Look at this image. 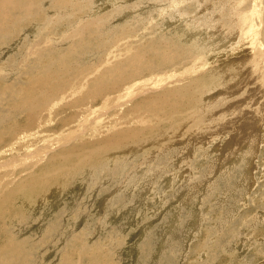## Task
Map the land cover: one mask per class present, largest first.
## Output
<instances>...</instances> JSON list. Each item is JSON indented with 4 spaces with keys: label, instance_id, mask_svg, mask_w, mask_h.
Listing matches in <instances>:
<instances>
[{
    "label": "rangeland",
    "instance_id": "obj_1",
    "mask_svg": "<svg viewBox=\"0 0 264 264\" xmlns=\"http://www.w3.org/2000/svg\"><path fill=\"white\" fill-rule=\"evenodd\" d=\"M12 1L15 7L11 0L0 3V17L12 14L0 18V66L6 68L0 69V117L15 110L22 86L47 77L53 86L66 70L64 81H73V86L65 84L69 91L62 89L44 102L62 100L65 94L76 98L69 103L85 102L87 109L77 123L84 127L95 117L103 132L112 120L104 133L112 140L65 161L56 156L66 143L52 149L57 155L49 149L45 157L31 155L9 164L17 165L16 177L29 171L36 175L35 170L41 176L20 184H12L11 177L0 188V244H5L0 245V264H264V0ZM137 58L150 67H139ZM124 95L129 98L117 105ZM104 96L112 98L110 106L103 105ZM35 103L22 115L37 110ZM75 123L48 144L67 142L70 138L64 135L71 132L72 146L86 140L97 124L81 133ZM18 238L25 243L20 245Z\"/></svg>",
    "mask_w": 264,
    "mask_h": 264
},
{
    "label": "bare ground",
    "instance_id": "obj_2",
    "mask_svg": "<svg viewBox=\"0 0 264 264\" xmlns=\"http://www.w3.org/2000/svg\"><path fill=\"white\" fill-rule=\"evenodd\" d=\"M6 1H8V0H6ZM6 1H3V3L2 2H0V3H2V5L5 3L6 4ZM15 1V0H14ZM18 1V0H17ZM37 1V0H36ZM35 1V2H36ZM41 1H43V0H41ZM52 1V0H51ZM58 1V0H57ZM66 1V0H65ZM71 1V0H70ZM70 1H68V2H70ZM13 1L11 0V3H12ZM18 2H20V1H18ZM54 2V1H53ZM61 2V1H60ZM242 2V1H241ZM8 3V2H7ZM10 3V4H11ZM16 3V2H15ZM30 3V2H29ZM32 3V2H31ZM41 3V2H40ZM51 3V2H50ZM66 3H67V1H66ZM108 3V2H107ZM246 3V2H245ZM256 3H257V1H256ZM259 3V2H258ZM20 4H22V3H20ZM33 4V6H34V3H32ZM36 4V3H35ZM43 4V3H42ZM54 4V3H53ZM69 4H71V3H69ZM9 4H7V6H8ZM13 7H15L16 5L14 4V2H13ZM36 5H38V4H36ZM64 5V4H63ZM62 5V6H63ZM67 5V4H66ZM66 5H64V6H66ZM73 5V4H72ZM4 6H6V5H4ZM31 6V5H30ZM77 6V5H76ZM78 6H79V4H78ZM12 7V6H11ZM68 7V6H67ZM66 7V8H67ZM72 7V6H71ZM6 8V7H5ZM22 8H23V6H22ZM34 8H35V10H36V8H38V7H35L34 6ZM34 8H32V9H34ZM49 8V7H48ZM48 8H47V10H48ZM50 8H52V7H50ZM49 8V9H50ZM55 8L56 7H54V10H55ZM59 7H57V9H58ZM65 8V7H64ZM145 8V7H144ZM143 8V9H144ZM7 9V8H6ZM16 9V8H15ZM39 9V8H38ZM70 9V8H69ZM220 9V8H219ZM1 10V9H0ZM10 10V9H9ZM24 10V9H23ZM51 10V9H50ZM61 10V9H60ZM75 10V9H74ZM7 11V10H6ZM11 11H13V10H11ZM29 11V10H28ZM27 11V12H28ZM37 11H39V10H37ZM41 11V10H40ZM39 11V12H40ZM66 11V10H65ZM82 11V10H81ZM15 12V11H14ZM30 13H31V11H29ZM33 12V11H32ZM34 12H36V11H34ZM2 13V12H1ZM8 13V12H7ZM29 13V14H30ZM86 13V12H85ZM9 14H10V11H9ZM7 14L8 16H10V15H12V14ZM7 15H4V14H2V16L0 17V18H5L6 19V16ZM83 15V14H82ZM182 15V14H181ZM250 15V14H249ZM5 16V17H4ZM30 16V15H29ZM34 16H35V14H34ZM42 16H44V15H41V17ZM81 16V15H80ZM261 16V15H260ZM20 17V16H19ZM19 17H17L16 18V20H18V18ZM32 17V16H31ZM46 17V16H45ZM10 19H11V17H9ZM21 18V17H20ZM37 18V17H36ZM260 18V17H259ZM3 19H2V21H3ZM33 19H35V18H33ZM31 20V19H30ZM37 20V19H36ZM92 20H94V19H92ZM262 20V19H261ZM13 21V20H12ZM45 21V20H44ZM51 21V20H50ZM8 22V21H7ZM39 22H41V21H39ZM90 22H91V20L89 21V24H90ZM0 23H1V21H0ZM3 23V22H2ZM2 23H1V25H2ZM11 23V22H10ZM30 23V22H29ZM34 23H35V20H34ZM43 23V22H42ZM261 22H259V24H260ZM47 24V23H46ZM93 24V23H92ZM262 24V23H261ZM14 25V24H13ZM17 25H20V24H17ZM31 25V24H30ZM52 25V24H51ZM50 25V26H51ZM87 25V27L88 26H90V25H88V24H86L85 23V25H84V27ZM96 25H98V24H96ZM258 25V24H257ZM34 26V25H33ZM39 26H41V25H39ZM49 25H48V27H50ZM93 26H95V24L93 25ZM261 26V25H260ZM14 27V26H13ZM16 27V26H15ZM22 27V26H21ZM42 27L43 26H41V29H42ZM78 27V26H77ZM92 27V26H91ZM2 28V27H1ZM18 28H19V26H18ZM27 28V27H26ZM40 28V27H39ZM51 28V27H50ZM96 28V27H95ZM94 28V29H95ZM99 28V27H98ZM29 29V28H28ZM49 29V28H48ZM57 29V28H56ZM79 29V28H78ZM78 29H76V30H78ZM19 30V29H18ZM95 30H97V29H95ZM0 31H1V29H0ZM43 31V30H42ZM47 31V30H46ZM84 31V30H83ZM101 31V30H100ZM17 32V31H16ZM25 32V31H24ZM34 32V31H33ZM76 32H80V31H76ZM126 32H128V31H126ZM4 33V32H3ZM19 33V32H18ZM31 33V32H30ZM35 33V32H34ZM75 33V32H74ZM90 33V32H89ZM98 33V32H97ZM102 33V32H101ZM263 33V32H262ZM16 34V33H15ZM14 34V35H15ZM36 34V33H35ZM76 34V33H75ZM119 35H120V33H118ZM211 34H213V33H211ZM23 35V34H22ZM47 35V34H46ZM77 35H78V33H77ZM81 35H82V31H81ZM81 35H80V37H81ZM84 35V34H83ZM210 35V34H209ZM15 36H18V34L17 35H15ZM52 36H54V35H52ZM121 36V35H120ZM264 36V35H263ZM49 37V36H48ZM79 37V36H78ZM77 37V38H78ZM260 37V36H259ZM49 38H51V37H49ZM48 38V39H49ZM55 38V37H54ZM68 38V37H67ZM83 38V37H82ZM117 38V37H116ZM116 38H115V41H116ZM47 39V40H48ZM52 39V38H51ZM51 39H49V40H51ZM65 38H62V40H64ZM76 39V38H75ZM118 39V38H117ZM121 39V38H120ZM247 39V38H246ZM37 40H39V39H37ZM46 40V39H45ZM53 40V39H52ZM51 40V41H52ZM58 40L59 41H61L59 38H58ZM82 40V39H81ZM90 40V39H89ZM249 40V39H248ZM34 41H36V40H34ZM51 41H45V42H47L46 44H48L49 42H51ZM56 41H57V38H56ZM56 41H54V42H56ZM69 41V40H68ZM68 41H66V42H68ZM96 41V40H95ZM98 41V40H97ZM96 41V42H97ZM104 41V40H103ZM106 41V40H105ZM105 41H104V44H106L105 43ZM110 41V40H109ZM117 41H119V40H117ZM123 41V40H122ZM149 41V40H148ZM53 42V41H52ZM70 42V41H69ZM130 42V41H129ZM147 42V41H146ZM35 43H40L39 41L38 42H35ZM42 43V42H41ZM132 43V42H131ZM148 43V42H147ZM257 43V42H256ZM54 44H56V43H54ZM65 44V43H64ZM67 45L69 44V43H66ZM70 44H71V42H70ZM103 44V45H104ZM126 44V43H125ZM124 44V49H125V45ZM129 44L130 43H128V46H129ZM31 45V44H30ZM30 45H29V47H30ZM33 45H34V42H33ZM32 45V47L33 48H35L34 46H37V44H35L34 46ZM43 45H45V44H43ZM50 45H51V43H50ZM161 45V44H160ZM163 45V44H162ZM212 45V44H211ZM257 45V44H256ZM262 45V44H261ZM48 46V45H47ZM52 46H53V43H52ZM62 46V45H61ZM65 46V45H64ZM63 46V47H64ZM70 46V45H69ZM68 46V47H69ZM72 46V48H73V44L71 45ZM105 46V45H104ZM148 46H149V44H148ZM260 46V45H259ZM39 47H41V45L39 46ZM43 48H44V46H42ZM123 47H121V48H123ZM177 47V46H176ZM1 48V47H0ZM31 48V47H30ZM29 48V49H30ZM38 48V47H37ZM71 48V49H72ZM107 48V47H106ZM105 48V49H106ZM130 48V47H129ZM128 48V49H129ZM134 48V47H133ZM262 48H263V46H262ZM29 49H28V51H29ZM70 49V48H69ZM74 49H76V48H74ZM109 49V48H108ZM155 48H153V50H154ZM26 50V49H25ZM37 50V49H36ZM39 50V49H38ZM46 50V49H45ZM131 50H132V47H131ZM135 50V49H134ZM142 51H143V47H142V49H141ZM165 50V49H164ZM168 50V49H167ZM262 50V49H261ZM22 51V50H21ZM23 51H24V49H23ZM27 51V50H26ZM32 50H30V52H31ZM40 51V50H39ZM38 51V52H39ZM41 51H42V49H41ZM73 51V50H72ZM109 51H110V49H109ZM112 51V50H111ZM121 50H119V52H120ZM140 51V50H139ZM145 51V50H144ZM147 51V50H146ZM37 52V51H36ZM37 52V54H40V53H38ZM43 52H45V51H43ZM66 52V51H65ZM64 52V53H65ZM73 52H75V51H73ZM107 52V51H106ZM125 52V51H124ZM123 51H122V53H124ZM26 53V52H25ZM42 53V52H41ZM54 53V52H53ZM63 53V54H64ZM109 53V56H110V54H115V53H110V52H108ZM144 53V52H143ZM157 53V52H156ZM236 53V52H235ZM35 53H33V55H34ZM36 54V55H37ZM48 54V53H47ZM47 54H46V56H47ZM62 54V53H61ZM62 54V55H63ZM66 54V53H65ZM67 54H69V53H67ZM173 54V53H172ZM31 55V54H30ZM35 55V56H36ZM42 55H44V54H42ZM91 55V54H90ZM130 55V54H129ZM144 55V54H143ZM168 55V54H167ZM170 55V54H169ZM25 56H27V54L25 55ZM41 55H39V57H40ZM51 56V55H50ZM149 56V55H148ZM178 56V55H177ZM33 57V56H32ZM48 57V56H47ZM118 57V56H117ZM133 57H135V56H133ZM28 58H29V55H28ZM49 58V57H48ZM51 58V57H50ZM91 58V57H90ZM119 58H120V55H119ZM122 58V57H121ZM130 58V57H129ZM144 58V57H143ZM157 58V57H156ZM12 59H14V58H12ZM11 59V60H12ZM35 59V58H34ZM40 59H41V57H40ZM45 59V58H44ZM52 59V58H51ZM61 60H62V58H60ZM69 59V58H68ZM67 59V60H68ZM102 59V58H101ZM150 59V58H149ZM159 59V58H158ZM30 60H32V59H30ZM29 60V61H30ZM50 60V59H49ZM64 60V59H63ZM72 60V59H71ZM107 60H109V59H107ZM119 60V59H118ZM140 58H137L136 59V63H138V66L139 67H143V68H149L150 67V64L147 62V63H140ZM142 60V59H141ZM144 60V59H143ZM151 60H153V59H151ZM160 60V59H159ZM174 60V59H173ZM26 61H27V59H26ZM25 61V63H27ZM28 61V62H29ZM45 61V60H44ZM53 61V60H52ZM76 61V60H75ZM81 61H83L82 59H81ZM98 61V60H97ZM96 61V62H97ZM104 61H106V60H104ZM121 61V60H120ZM127 61V60H126ZM145 61V60H144ZM149 61V60H148ZM168 61H169V59H168ZM220 61V60H219ZM2 62V61H1ZM11 62V64H12V61H10ZM16 61H14V63H15ZM34 62H35V60H34ZM49 62V61H48ZM69 62L70 63H72L70 60H69ZM79 62V61H78ZM84 62H85V60H84ZM102 62V61H101ZM129 62V61H128ZM131 62V61H130ZM150 62V61H149ZM154 62V61H153ZM156 62V61H155ZM7 63H8V61H7ZM37 64H38V62H36ZM43 63V62H42ZM46 63V62H45ZM51 63V62H50ZM62 63H63V61H62ZM65 63V62H64ZM105 63H107V62H105ZM116 63V62H115ZM121 63V62H120ZM3 63H1V65H2ZM15 64H18V63H15ZM15 64H14V66H15ZM34 64V63H33ZM40 64V63H39ZM61 64V61H60V63H59V65ZM93 64H94V62H93ZM126 64H127V62H126ZM132 63H130L129 65H131ZM152 64V63H151ZM157 63H155V65H156ZM203 64V63H202ZM232 64V63H231ZM247 64V63H246ZM5 65V64H4ZM8 65V64H7ZM13 65V64H12ZM54 65V64H53ZM73 65H75V63L73 64ZM78 65H80L79 63H78ZM103 65V64H102ZM116 65H117V63H116ZM122 65V64H121ZM120 65V66H121ZM128 65V67H130ZM164 65V64H163ZM218 65V64H217ZM236 65V64H235ZM19 66H21V65H19ZM32 66H35V65H32ZM49 67H52V66H50V65H48ZM62 66V65H61ZM66 66V65H65ZM75 66H77V65H75ZM90 66V65H89ZM89 66H87V68L89 67ZM105 65H103L102 67H104ZM110 66V65H109ZM111 66H113L112 64H111ZM110 66V67H111ZM125 66V65H124ZM153 66V65H152ZM151 66V67H152ZM3 67V66H2ZM1 66H0V69H3ZM5 67H6V65H5ZM9 67V66H8ZM13 67V66H12ZM29 67V66H28ZM40 67H42V65L40 66ZM39 67V68H40ZM53 67H55V66H53ZM53 67L51 68V69H53ZM57 67V66H56ZM82 67H83V64H82ZM100 67V66H99ZM212 67V66H211ZM239 67V66H238ZM10 68V67H9ZM15 68V67H14ZM18 68V67H17ZM21 68V67H20ZM39 68L37 67V72H39ZM58 68V67H57ZM66 68V67H65ZM70 68V67H69ZM75 68V67H74ZM79 68V67H78ZM80 68H81V65H80ZM95 68V67H94ZM115 68V67H114ZM117 68V67H116ZM119 69L121 68V67H118ZM118 68H117V70H118ZM124 68H126V67H124ZM132 68V67H131ZM12 69V68H11ZM16 69V68H15ZM66 69H68V68H66ZM73 69V68H72ZM89 69H91V71H92V68H89ZM100 69H101V67H100ZM105 69V68H104ZM111 69V71H112V68H110ZM130 69V68H129ZM128 69V70H129ZM213 69V68H212ZM241 69V68H240ZM4 70V69H3ZM5 70H6V68H5ZM5 70L4 71H2V72H5ZM7 70H8V68H7ZM13 70V69H12ZM34 70V69H33ZM42 70V69H41ZM65 70V69H64ZM86 70V69H85ZM88 70V69H87ZM116 70V69H115ZM114 70V71H115ZM121 70H122V68L120 69V72H121ZM124 70V69H123ZM136 70H138V71H141V70H139V68L137 67V69ZM147 70H149V69H147ZM155 70V69H154ZM208 70V69H207ZM211 70V69H210ZM13 71H15V70H13ZM19 71V70H18ZM63 71V70H62ZM70 71V70H69ZM74 71V70H73ZM77 71V70H76ZM76 71H74V72H76ZM79 71H80V69H79ZM78 71V72H79ZM105 71V70H104ZM130 71V70H129ZM132 71H133V68H132ZM150 71L152 72V69H150ZM205 71V70H204ZM216 71V70H215ZM225 71V70H224ZM7 72H10V71H7ZM7 72L5 73L6 75H7V77H8V74H7ZM24 72H25V70H24ZM27 72V71H26ZM31 73L33 72L32 71V69H31V71H30ZM29 72V73H30ZM34 72H36V71H34ZM33 72V73H34ZM43 72H45V71H43ZM65 72H67L66 70H65ZM65 72H64V75H65ZM85 72V71H84ZM95 72V70L93 71V73ZM106 72V71H105ZM104 72V73H105ZM123 72V71H122ZM125 72H127V71H125ZM124 72V73H125ZM135 71H133V73H134ZM144 72V71H143ZM147 72V71H146ZM149 72V71H148ZM29 73H28V75H29ZM31 73H30V75H31ZM62 73V75H63V72H61ZM60 72H59V74H61ZM83 73V72H82ZM103 73V72H102ZM112 73H113V71H112ZM115 73V72H114ZM136 73V72H135ZM141 73V72H140ZM145 73V72H144ZM173 73V72H172ZM200 73V72H199ZM1 75H3L2 73H0ZM12 74V73H11ZM15 74H17L16 73V71H15ZM15 74H14V76H15ZM36 74V73H35ZM45 74H47V73H45ZM75 74H77V72L75 73ZM106 74V73H105ZM107 74H108V72H107ZM107 74H106V77H107ZM116 74V73H115ZM126 74H128V73H126ZM137 74V73H136ZM149 74V73H148ZM154 74L156 75V76H158L155 72H154ZM248 74H250V73H248ZM10 75V74H9ZM32 75H34V74H32ZM31 75V76H32ZM42 75H44V73H42ZM41 75V77L43 78V76ZM61 76V78L60 79H58V83H53L54 85L53 86H50V84H51V82L49 83L48 81H46V79H48L49 77H47V78H43L42 80H39L38 82H36L37 80H35V81H33V83L32 84H27L26 86L24 85V86H22L21 87V84L20 83H18V84H20L19 86L21 87V89L19 90V86L17 87L18 88V90H19V95H17V100L14 102V104H16L15 105V110L11 113V114H9L8 112H2L3 113V117H0V158H3V160L2 161H0V188L2 187V186H4V185H6V182H8L9 180H10V178L11 177H13V179H11L10 180V182L13 184V183H15V184H20V183H25V182H30V180H32L33 181V179H36V177L35 176H41V175H39V173H41V172H38V171H34L33 172V174H36V175H31V174H28L29 172H25V174H23V175H21L20 177H16V169H17V165L16 166H13V165H15L16 164V162H19V160L21 159V158H25L26 159V157H29V156H37V157H41V156H44L45 157V155L46 154H48L47 153V150H49L48 152H53V154H56L52 149H54L55 147H58V149H59V147L60 146H62L63 144H68V146H65V148L60 152V153H58V155L56 156L57 157V159H64V161H65V159H68L69 157H73L75 154H77L78 155V153H81V152H83V151H85V149H87V148H89V146H90V149H87V151L88 150H91V152H92V149H96L95 147H100V146H103V145H107V144H109V143H111L110 142V140H112L111 139V137L110 138H107V139H105L106 137L104 136V133H105V131H106V129L107 128H109L108 126L110 125V123H111V121L112 120H109V124H107L108 126H107V128L102 132L101 131V129H104V128H102L103 127V125H101V126H98V122H97V120H95L94 118L93 119H90L89 121H87V126H86V124H85V126L84 127H81V123H77V122H80V120H82V118H83V115H84V112H85V110L87 109V107H86V104H85V102H83V103H79V104H76L75 102H72V103H69L68 101H70V100H75V99H73L74 97L72 96V98H66V94L64 95V99H62V100H59V101H56V102H54L53 101V103H45L44 102V100L46 99V98H50V97H53V99H54V97L63 89V92L65 91V90H70V89H64V88H66V87H64V86H66L65 84H67V86H73V81H66L67 83H65V79H64V77L65 76H67V75H65V76ZM79 75H82V74H79ZM104 75V74H103ZM111 75V74H110ZM109 75V76H110ZM150 75V74H149ZM160 75V74H159ZM192 75V74H191ZM251 75V74H250ZM36 77H37V75H35ZM84 76H86V75H84ZM95 76V75H94ZM100 76V75H99ZM99 76H97V77H99ZM125 76H127V75H125ZM147 76V75H146ZM152 76V75H151ZM155 76V77H156ZM180 76V75H179ZM187 76V75H186ZM193 76V75H192ZM247 76V75H246ZM3 77V76H2ZM5 77V76H4ZM38 77H39V75H38ZM40 77V78H41ZM53 77V76H52ZM80 77H82V76H80ZM79 77V78H80ZM101 77V76H100ZM111 77V76H110ZM141 77V76H140ZM154 77V76H153ZM161 77V76H160ZM164 77V76H163ZM6 78V77H5ZM10 78V77H9ZM9 78H7V79H9ZM16 77H14V79H15ZM32 78H34L33 76H32ZM94 78V77H93ZM96 78V77H95ZM131 78H133V77H131ZM147 78H150V76H148ZM152 78V77H151ZM150 78V79H151ZM165 78V77H164ZM196 78V77H195ZM11 79H12V77H11ZM17 79H18V77H17ZM16 79V80H17ZM35 79V78H34ZM81 79V78H80ZM85 79V78H84ZM90 79H92V78H90ZM98 79H100V78H98ZM107 79H108V77H107ZM112 79V78H111ZM119 79V78H118ZM117 79V80H118ZM124 79L125 78H123L122 80L124 81ZM135 79V78H134ZM133 79V80H134ZM136 79H138V78H136ZM145 79V78H144ZM156 79V78H155ZM191 79V78H190ZM49 81H51V78H49L48 79ZM55 80V77H53V81ZM86 80V79H85ZM93 80V79H92ZM116 80V82H119V81H117ZM126 80V79H125ZM139 80H140V78H139ZM158 80V79H157ZM161 80H162V78H161ZM1 81H4V80H1ZM9 81V80H8ZM81 81H83L82 79H81ZM89 81V80H88ZM88 81H85V84L88 82ZM97 81V80H96ZM98 81H100V80H98ZM122 81V82H123ZM138 81V80H137ZM141 81V80H140ZM143 81V80H142ZM149 81V80H148ZM154 81V80H153ZM164 81V80H163ZM6 82V81H5ZM17 82H19V81H17ZM102 82V81H101ZM104 82H106V81H104ZM104 82H102L103 84H104ZM110 82H111V80H110ZM121 82V81H120ZM126 82V81H125ZM129 82V81H128ZM136 82V81H135ZM155 82V81H154ZM157 82H159V80L157 81ZM12 82H10V83H8V84H11ZM90 83V82H89ZM109 83V82H108ZM111 83H113V81L111 82ZM131 83V82H130ZM129 83V84H130ZM133 83H134V81H133ZM14 84V83H13ZM77 84V83H76ZM84 84V83H83ZM118 84V83H117ZM120 84V83H119ZM152 84H155V83H150V85H152ZM166 84H168V83H166ZM171 84V83H170ZM227 84V83H226ZM230 84H232V83H230ZM1 85V84H0ZM12 85V84H11ZM100 85V84H99ZM123 85V84H122ZM131 85V84H130ZM129 85V86H130ZM139 85V84H138ZM149 85V84H148ZM160 85V84H159ZM163 85H165V83L163 84ZM2 86V85H1ZM0 86V87H1ZM9 86V85H8ZM85 86H87V85H85ZM102 86H104V85H102ZM101 86V87H102ZM108 86V85H107ZM116 86V85H115ZM125 86V85H124ZM9 87H11V86H9ZM79 86H77V87H72L73 88V90L75 91V90H79V88H78ZM88 87H89V85H88ZM101 87H100V89H101ZM105 87V86H104ZM103 87V89H105ZM132 88L134 87V85H132L131 86ZM136 87H138V86H136ZM150 87V86H149ZM159 87V86H158ZM231 87V86H230ZM234 87V86H233ZM2 88V87H1ZM16 88V87H15ZM91 88V87H90ZM93 88V87H92ZM122 88V87H121ZM142 88H143V86H142ZM142 88L140 89V90H142ZM144 88H145V86H144ZM168 88V87H167ZM12 89V88H11ZM108 89H109V86H108ZM117 89V88H116ZM123 89V88H122ZM129 89V88H128ZM131 89V88H130ZM134 89V88H133ZM165 89V88H164ZM179 89V88H178ZM192 89V88H191ZM4 91H5V89H3ZM94 90V89H93ZM99 90V89H98ZM97 90V91H98ZM102 90V89H101ZM106 90H107V88H106ZM111 90V89H110ZM147 90H150V88H148ZM161 90H163V89H161ZM166 90V89H165ZM11 91V90H10ZM82 90H80V92H81ZM100 91V90H99ZM118 91H120V90H118ZM145 91V90H144ZM167 91V90H166ZM174 91H176V90H174ZM12 92V91H11ZM66 92V91H65ZM79 92V93H80ZM95 92V91H94ZM105 92V90L103 91V93ZM113 93L114 94V92H112V91H109V93ZM121 92V91H120ZM136 92V91H135ZM137 92H139V91H137ZM143 92V91H142ZM146 92V91H145ZM150 92V91H149ZM168 92V91H167ZM4 93V92H3ZM7 93V92H6ZM69 93V92H68ZM76 93V92H75ZM78 93V94H79ZM81 93H83V91L81 92ZM80 93V94H81ZM106 93V92H105ZM108 93V92H107ZM106 93V94H107ZM124 93V92H123ZM132 93V92H131ZM151 93V92H150ZM155 93V92H154ZM162 93H166V92H162ZM8 94H10V92H8ZM13 94V93H12ZM98 94H101V93H98ZM116 94V93H115ZM127 94V93H126ZM137 94V93H136ZM140 94V92L138 93V95ZM176 94V93H175ZM15 95V94H14ZM61 95V94H60ZM63 95V94H62ZM77 95V94H76ZM94 95H95V93H94ZM108 95V94H107ZM111 95V94H110ZM135 95V94H134ZM138 95H136V97L138 96ZM151 95V94H150ZM154 95V94H153ZM157 95V94H156ZM164 95V94H163ZM176 95H178V94H176ZM23 97V98H18V97ZM68 96V95H67ZM70 96V97H71ZM79 96V95H78ZM88 96V95H87ZM91 96V95H90ZM96 96V95H95ZM102 96V95H101ZM114 96V95H113ZM143 96H148V95H143ZM160 96V95H159ZM158 96V97H159ZM11 97V96H10ZM69 97V96H68ZM99 97V96H98ZM103 97V96H102ZM105 97V96H104ZM135 96H134V98L133 99H135L136 98ZM149 97V96H148ZM154 97H155V95H154ZM169 97V96H168ZM12 98V97H11ZM96 98V97H95ZM126 98H129V95H124V96H122V99L123 100H120V101H118L117 102V105H123L124 104V101H125V99ZM138 98V97H137ZM143 97H141V99H142ZM170 98V97H169ZM172 98H173V96H172ZM171 98V99H172ZM56 99V98H55ZM81 99V98H80ZM144 99V98H143ZM150 99H151V97H150ZM153 99V98H152ZM168 99V98H167ZM2 100V99H1ZM78 100H79V98H78ZM83 100V99H82ZM88 100H91V98L89 97V99H86V103H87V101ZM103 100H104V106H110L111 105V102H112V98L110 97V96H107V97H105V99L103 98ZM103 100H102V102H103ZM146 100V99H145ZM159 100V99H158ZM3 101V100H2ZM1 101V102H2ZM5 101H7V100H5ZM37 102V104L35 105V106H40V107H38L37 108V110H35V109H33L32 111H28V113H26V114H24V115H22V113H24V111L27 109V107H29V106H31L32 104H33V102ZM41 101H43V102H41ZM80 101V100H79ZM79 101H77V102H79ZM92 101V100H91ZM99 101V100H98ZM170 101V100H169ZM171 101H173V100H171ZM177 101V100H176ZM13 102V101H12ZM49 102V101H48ZM81 102V101H80ZM93 102H95V101H93ZM127 102V101H126ZM137 102V101H136ZM136 102L134 101V103L136 104ZM157 102V101H156ZM162 101H160V102H158V103H161ZM166 102V101H165ZM168 102V101H167ZM174 102V101H173ZM7 103V102H6ZM43 103H45L44 105H43ZM97 103V102H96ZM96 103H94V104H96ZM130 103H132V102H130ZM137 103H139V102H137ZM150 103V102H149ZM13 104V105H14ZM88 104V103H87ZM94 104H92V106H94ZM98 104V103H97ZM127 104V103H126ZM134 104V105H135ZM139 104H142V103H139ZM172 104V103H171ZM12 105V104H11ZM43 105V106H42ZM100 105V104H99ZM98 105V106H99ZM147 105H149V104H147ZM152 105H155V104H152ZM1 106V105H0ZM69 106H74L73 108H72V110H70V109H67ZM156 106V105H155ZM176 106V105H175ZM91 107V106H90ZM94 107H97V105H95ZM137 107V106H136ZM142 107V106H141ZM151 107V106H150ZM9 108V107H8ZM11 108V107H10ZM71 108V107H70ZM93 108V107H92ZM124 108V107H123ZM126 108V107H125ZM107 109V108H106ZM114 109V108H113ZM122 109V108H121ZM4 110H5V108H4ZM7 110V109H6ZM31 110V109H30ZM108 110H110V109H108ZM132 110V109H131ZM112 111V110H111ZM115 111V110H114ZM176 111V110H175ZM27 112V111H26ZM58 112H60V113H58ZM118 112V111H117ZM129 111H127V113H128ZM150 112V111H149ZM155 112V111H154ZM174 112V111H173ZM99 113V112H98ZM100 113H107V111L106 110H102V111H100ZM99 113V114H100ZM116 113V112H115ZM126 113V114H127ZM129 113H131V111L129 112ZM134 113V112H133ZM118 114V113H117ZM144 114V113H143ZM150 114V113H149ZM105 115H107V114H105ZM110 115V114H109ZM108 115V116H109ZM130 116H131V114H129ZM134 115V114H133ZM21 116V117H20ZM111 116V115H110ZM118 116V115H117ZM20 117V118H19ZM99 117V116H98ZM105 117H107V116H105ZM127 117H129V116H127ZM133 117V116H132ZM139 117V116H138ZM19 118V119H18ZM158 118H160V117H158ZM18 119V120H17ZM112 119V118H111ZM133 119V118H132ZM131 119V120H132ZM86 120V119H85ZM88 120V119H87ZM116 120V119H115ZM134 120V119H133ZM132 120V121H133ZM135 120H136V118H135ZM141 120H142V118H141ZM131 121V122H132ZM143 121V120H142ZM72 122H76L77 124H79V132H86L87 130L86 129H83V128H85V127H88L89 125H92V124H95V123H97L94 127L96 128L95 130H94V132H92L91 133V135L89 136H85V139L86 140H84V139H81V140H79L78 142H75V143H73V145L72 146H70L69 144L70 143H72L71 141H72V135H71V132H68V133H66L64 136H66V137H69L70 138V140H67V142H64L65 140H63V141H60V140H58V141H60L59 142V144L58 145H55V142L54 143H52V145L50 146V144H48L50 141H52L51 139L53 138H56L57 137V135H60L61 133H63V131L64 130H66V128L69 126V124H71L72 125ZM140 122V121H139ZM250 122V121H249ZM252 122V121H251ZM57 124L58 123V126H60V127H58V128H56V127H52V128H48L50 125H54V124ZM75 123V124H76ZM102 123V122H101ZM115 123V122H114ZM128 123V122H127ZM70 125V126H71ZM117 125V124H116ZM119 125V124H118ZM142 125V124H141ZM145 125V124H144ZM153 125V124H152ZM56 126V125H55ZM63 126H65V129L63 128ZM73 127H74V125H72ZM140 126V125H139ZM155 126V125H154ZM105 127V126H104ZM112 127V126H111ZM89 128V127H88ZM87 128V129H88ZM144 128V127H143ZM69 129V131H71L72 130V128H68ZM146 129V127L144 128V130ZM260 129V128H259ZM127 130V129H126ZM37 131V132H36ZM39 131H40V133H39ZM125 131V130H124ZM143 131V130H142ZM65 132V131H64ZM88 132V131H87ZM137 132V131H136ZM82 134L83 136L85 135V134ZM121 133V132H120ZM259 133V132H258ZM257 133V134H258ZM40 134V135H39ZM90 134V133H89ZM108 134V133H107ZM117 134V133H116ZM137 134H138V132H137ZM253 134V133H252ZM132 135V134H131ZM144 135V134H143ZM80 136V135H79ZM79 136H77V137H79ZM112 136V135H111ZM118 136V135H117ZM137 137V136H136ZM76 138V137H75ZM74 138V139H75ZM82 138V137H81ZM113 138V137H112ZM115 138V137H114ZM120 138V137H119ZM126 138H127V136H126ZM138 138V137H137ZM124 139V138H123ZM128 139V138H127ZM250 139V138H249ZM77 140V139H76ZM115 140H117V138H115ZM125 140V139H124ZM247 140V139H246ZM256 140V139H255ZM75 141V140H74ZM114 141V140H113ZM118 141H119V139H118ZM123 141V140H122ZM122 141H120V142H122ZM125 141H127V140H125ZM129 141H130V139H129ZM128 141V142H129ZM251 141V140H250ZM252 141H253V139H252ZM120 142H118V143H116V142H114V143H116V144H118V145H120L119 143ZM124 142V141H123ZM122 142V143H123ZM238 142H240V141H238ZM248 142V141H247ZM246 142V143H247ZM125 143V142H124ZM245 143V142H244ZM249 143H251V142H249ZM256 143V142H255ZM113 144V143H112ZM257 145V144H256ZM70 146V147H69ZM109 146V145H108ZM246 146V145H245ZM68 147V149L66 150V148ZM123 147V146H122ZM240 147V146H239ZM258 147V146H257ZM229 148V147H228ZM127 149V148H126ZM240 149V148H239ZM57 150V149H56ZM98 150V149H97ZM128 150V149H127ZM233 150H234V148H233ZM105 151V150H104ZM239 151V150H238ZM240 152V151H239ZM84 153V152H83ZM90 153V152H89ZM94 153V152H93ZM49 154H51V153H49ZM86 154H87V152H86ZM52 155V154H51ZM50 156V155H49ZM100 156V155H99ZM126 156V155H125ZM31 158V157H30ZM75 158V157H74ZM52 159H53V157H52ZM56 159V158H55ZM72 159V158H71ZM34 160V159H33ZM69 160V159H68ZM26 162V161H25ZM45 162V161H44ZM1 163H4V164H6V165H2ZM10 163H13V165L11 166V165H9ZM68 163V162H67ZM22 164V163H21ZM24 164V163H23ZM42 164V163H41ZM47 164H49V163H47ZM70 164V163H69ZM26 165V164H25ZM25 165H22L24 168H26V166ZM37 165V164H36ZM55 165V164H54ZM11 166V167H10ZM58 166H60V164L58 165ZM18 167H20V166H18ZM63 167H65V166H63ZM67 167V166H66ZM60 168V167H59ZM62 168V167H61ZM33 169H34V167H33ZM33 169L31 170V172L33 171ZM65 169V168H64ZM23 170V169H22ZM27 170V169H26ZM47 171H48V169H47ZM46 171V172H47ZM18 172H20V171H18ZM60 172H61V170H60ZM63 172V171H62ZM24 173V172H23ZM49 173V172H48ZM51 173V172H50ZM42 174H43V172H42ZM47 174V173H46ZM19 175V174H18ZM17 175V176H18ZM24 176V177H23ZM51 176V175H50ZM39 177H37V179L39 178ZM40 179V178H39ZM43 180H45L44 178H43ZM42 180V177H41V181H43ZM51 180V179H50ZM37 181V180H36ZM39 181V180H38ZM41 181H39V183L41 182ZM52 182V181H51ZM36 183H38V182H36ZM32 184V183H31ZM8 185H10L11 186V184H8ZM42 185V184H41ZM40 185V186H41ZM46 185V184H45ZM39 186V187H40ZM10 188V187H9ZM15 188V187H14ZM31 189V188H30ZM28 190H29V188H28ZM33 190V189H32ZM35 191V190H34ZM34 191H32V192H34ZM12 193V192H11ZM28 193V192H27ZM57 193V192H56ZM2 194V193H1ZM28 195H29V193H28ZM19 196V195H18ZM8 198V197H7ZM14 198V197H13ZM17 198V197H16ZM9 199V198H8ZM12 200V199H11ZM4 202V201H3ZM9 203V202H8ZM1 204V203H0ZM6 204V203H5ZM4 204V205H5ZM8 205V204H7ZM6 207V206H5ZM2 208V207H1ZM4 208V207H3ZM8 209V208H7ZM6 210V209H5ZM2 211V210H1ZM4 212H2V214H3ZM0 214H1V212H0ZM1 214V215H2ZM6 218V217H5ZM7 222V221H6ZM3 223L4 224H2V225H5V222L3 221ZM5 226H7V224L5 225ZM2 228V227H1ZM4 229V228H3ZM2 230V229H1ZM6 230H7V228H6ZM18 230V229H17ZM29 230V229H28ZM11 231H13V230H11ZM7 233V232H6ZM1 234V233H0ZM3 234V233H2ZM11 234V233H10ZM12 234H13V232H12ZM15 234V233H14ZM9 235V234H8ZM1 236V235H0ZM56 236V235H55ZM2 237V236H1ZM10 237H11V235H10ZM10 237H8V239L10 238ZM16 237V236H15ZM36 238V237H35ZM3 239V238H2ZM7 239V238H6ZM11 239V238H10ZM13 240V239H12ZM11 240V241H12ZM14 240H16V239H14ZM20 240H22V239H20ZM24 240V239H23ZM27 240V239H26ZM7 242H8V240H6ZM5 241V242H6ZM18 243L20 244V245H22V244H24L25 242H19V238H18ZM16 241V242H17ZM25 241V240H24ZM39 241V240H38ZM1 242V241H0ZM3 243V242H2ZM12 243V242H11ZM14 243V242H13ZM4 244V243H3ZM3 244H0V245H2V246H4ZM16 244V243H15ZM19 244L17 245L16 244V246H19ZM27 244V243H26ZM33 246V245H32ZM89 246V245H88ZM87 246V247H88ZM7 247H9V246H7ZM20 247V246H19ZM74 247H76V246H74ZM73 247V248H74ZM90 247H91V245H90ZM2 248V247H1ZM3 248H5V247H3ZM15 248H17V247H15ZM23 248V247H22ZM21 248V249H22ZM93 248V247H92ZM95 249V248H94ZM20 250V249H19ZM87 250V249H86ZM93 250V249H92ZM5 251V250H4ZM10 251H12V249L10 250ZM24 251V250H23ZM95 251V250H94ZM1 253V252H0ZM92 254V253H91ZM0 256H2V254L0 255ZM117 258V257H116ZM1 260V259H0ZM34 260V259H33Z\"/></svg>",
    "mask_w": 264,
    "mask_h": 264
}]
</instances>
